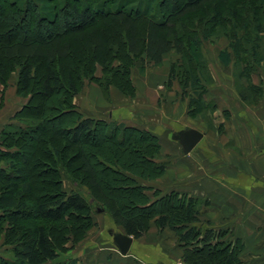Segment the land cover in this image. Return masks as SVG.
I'll use <instances>...</instances> for the list:
<instances>
[{"label":"trees","instance_id":"16d2710c","mask_svg":"<svg viewBox=\"0 0 264 264\" xmlns=\"http://www.w3.org/2000/svg\"><path fill=\"white\" fill-rule=\"evenodd\" d=\"M26 1L29 3L23 8L15 7V2L11 1L12 9L8 6L5 13L0 11L4 14L0 18V23L14 24L21 11H32L39 25L46 22L48 23L45 25L46 28L51 29L60 20L66 32L59 31L55 37L46 40L10 38L5 41L0 40V83L6 74L7 61L14 64L21 62L22 72L19 82L24 90L30 88L36 78L34 71L36 65L43 64L46 72L41 78L39 94L45 97H54L64 89L65 84L62 74L57 70V65L62 59L70 57L73 52L77 56L82 54L84 57L91 53L92 61L101 64L112 74L121 71L126 76L127 84L132 87L134 85H131L129 73L123 71L122 64L119 66L114 64L116 59L140 58L161 65L165 54L176 49L184 55L190 54L192 56L190 59L194 61L191 50L195 36L222 33L230 36L236 54L247 55L250 59L256 60L261 49V35H264V0H240L234 5L227 6L226 9L215 7L216 2L222 3L226 0H169L168 9L163 4L165 0H160L158 7L150 3L136 13L135 8L109 9V4L113 0H103L100 3L97 0H66L63 4L54 6L49 5L51 0H46L47 4L41 9L43 13H39L41 0H34V3L31 0ZM207 8L208 10L201 15L203 9ZM31 26L32 24H28L27 28ZM199 26L202 33L199 32ZM226 26L237 31L228 33V30L226 33L218 29ZM239 30L243 31V36L238 35ZM263 59L264 56L259 57L257 62ZM250 64H246L243 77L250 78V89L259 92L261 96L263 88L254 84L251 77L256 66ZM195 68L197 66L193 62V66L191 65L187 71L191 73V79L187 80V83L193 84L192 87L198 92V96L191 99V106L196 104L198 108H203L205 105L203 94L207 88L201 82ZM173 76L174 71L171 70L170 81ZM75 78V75H69L67 79L66 88L72 96L82 87ZM112 83L119 86L116 82ZM119 87L127 93L132 91H128L122 85ZM238 91L244 101H250L248 88H239ZM64 113L75 115L76 123L67 130L57 127L54 136L63 139L72 134L76 144H81L82 141L80 142L79 139L85 138L86 141L93 138L97 123L108 124L105 120L84 117L75 108L64 109L62 114ZM123 127L146 140H141L137 136L131 142L134 148L139 149L137 152L139 160L136 158L138 161L129 163L122 161L126 153L119 152L118 149L112 150L116 158L114 161L100 158L98 163H92L87 157H83L80 170L85 177L82 184L89 187L87 192L80 190L68 193L63 188L64 175L61 168L51 167L50 175L54 178L53 181L51 180L52 183L50 184L49 180L47 185L54 191L52 197L50 196L52 201L35 205L32 210L38 221L30 225H26L24 220L27 213L31 214L29 202L34 192V182L31 178L20 177L24 174V166L31 168L34 164L30 161L23 163L24 147L17 142L5 144L6 136H4L0 144V237L3 236L4 245L11 246L12 256H0V264H60L56 260L67 244L80 242L96 225L93 214L98 210L108 213L117 225L122 226L126 233L134 238H139L148 231L151 220L157 217L158 226L171 227L178 234L181 243L186 246L185 258L188 264L241 263L238 250L231 247L230 243L224 244L220 241L218 232L212 226H204L200 221L195 200L189 199L186 205L177 207L173 211L153 213L150 210L156 203L169 200L171 194L150 201L145 185L136 182L131 173L143 177L162 174L164 166L159 165L153 157V154L159 151V143L155 134L151 132L146 133L145 130L133 126L123 125ZM14 132L13 135H17L18 131ZM6 133L5 131L4 135ZM19 133L24 138L28 134L20 130ZM103 140L97 145L101 150L105 148ZM121 144L119 142L117 146L122 148ZM152 149L154 150L151 152ZM48 152L53 159L58 161L62 159L61 149L52 147ZM97 165L106 170L107 177L115 176L114 182L130 181L132 184L121 185L118 187L120 192L113 191V188H109L110 181L104 180L103 172L97 169ZM139 165L144 171L151 168L156 169L157 172L139 173L135 168ZM73 183L79 185L78 179L74 178ZM170 200L174 198L171 197ZM128 207L134 210L129 211Z\"/></svg>","mask_w":264,"mask_h":264},{"label":"rangeland","instance_id":"374dc122","mask_svg":"<svg viewBox=\"0 0 264 264\" xmlns=\"http://www.w3.org/2000/svg\"><path fill=\"white\" fill-rule=\"evenodd\" d=\"M14 1L15 7L23 8L27 2L26 0H0V11L7 10L8 6L12 9L11 5ZM34 3V0H31ZM66 0H54L50 2V6L63 4ZM103 0H97L101 2ZM169 0H165V8H169ZM240 0H226L225 2H216L215 7L226 9L227 6L234 5ZM158 1L153 0H113L109 5V9L114 10L119 7L132 10L134 12L143 9L150 3H153L155 7H158ZM47 4L46 0H41L39 13H43L41 10ZM13 6V7H14ZM163 6H161L162 8ZM209 7V6H208ZM207 9H203L202 13H205ZM0 13V18H2ZM4 15V14H3ZM28 24H32L27 28ZM48 23L43 22L42 25L38 24L37 17L32 11H21L19 13L17 22L7 25L6 23H0V40L6 39H25V40H46L51 37H55L59 31L62 33L65 31L64 24L58 20L57 24L51 29L46 28ZM202 26V25H201ZM199 26V32L201 30ZM49 29V30H48ZM220 32L234 33L237 30L232 28L219 27ZM216 29V30H218ZM202 33V32H200ZM227 33V32H226ZM239 36H243V31H238ZM262 41L260 42L259 57L264 56V35H261ZM77 44V43H76ZM79 44V43H78ZM192 54L194 61L190 59L189 55H184L176 49L171 50L165 54L161 65H155L150 61H144L140 58H134L128 60L116 59L115 65H123V71H126L130 75L131 85L127 84L126 76L120 71L118 74H112L101 66L99 63L92 61V55L89 53L85 57L81 54L77 56L76 53L65 59H62L58 65L57 70L62 74L63 82L65 84L64 89L60 90L54 97H45L40 95L41 90V78H43L46 69L43 64L36 65L34 70L36 78L28 89H23V85L19 82L20 73L22 72L21 62L11 63L6 62V74L4 75L0 83V144L4 136H6V142L8 145L17 142L21 147H24L25 154L22 157L23 163L31 162L33 167L24 166V174L20 177L23 179L31 178L34 182V192L30 196L29 205L31 206V214H26V225L36 223L38 221L34 212V207L37 204L49 203L52 201L53 190L47 185L48 181L54 177L50 175L51 167H59L64 175L63 188L68 192L73 191H89V187L82 184L84 181L83 171L80 170L83 163V157H87L90 162L98 163L101 159L113 160L116 159L115 153L112 151L119 150V152H125V157L122 161L126 163L132 161H138V150L132 145V140L135 137H139L141 140H145L139 134L132 133L130 130H125L126 126L138 127L145 130V132H151L155 134L159 143V151L153 154V157L159 165L164 166V170L161 175H155V177H143L139 174H134L136 182L144 184L150 201L159 199L161 196L171 194L169 200H163L156 203L151 207V211L154 213H161L162 211H173L177 207L184 206L188 203L189 199L196 201V208L200 221L204 226H212L218 232V239L224 244H231V247L238 250V255L242 252L244 244L241 239H236L234 229L239 227V219L237 216H232L231 222L233 228L231 231L226 229H220L212 225L211 220L207 218V205L209 203L206 196L205 187H196L193 185V181L201 178L200 175L206 174V168L208 164L207 154L211 150H207L206 143L199 149V146L193 150V153L185 156L182 152L181 145L171 138V135L175 130L182 127H196L201 131L216 137L215 143H210L215 153L223 156L225 154L234 155V151L238 153L244 145H247V141H251L254 138L253 131H257L258 135L262 137V145L264 146V101L263 104H259L262 97H264V85H260L263 88V94L260 96L259 92L250 89V78L248 76L243 77V72L247 63L256 66V70L251 76L252 79L261 80L264 84V59L257 62V58L250 59L247 55L239 56L234 52L232 46V39L227 34H203L198 37L195 36L192 44ZM76 55V56H75ZM127 60V61H126ZM193 62L197 66L195 68L198 72L201 82L206 86L207 91L203 94L204 107L198 108V105L191 106V99L198 96V92L192 87L193 84L187 83V80L191 79V73L187 72ZM130 64V66H128ZM174 71L173 79L170 81V72ZM187 72V73H186ZM166 73V87L162 90L160 98L161 104L165 105L163 113L160 114L159 108L150 107L146 104L140 105L142 96H137L136 85L142 87L143 85H150V80H153V84L163 85V74ZM75 75L77 83L82 84L80 91L72 96L68 93L66 88L68 84V76ZM116 82L119 86L125 87L131 93H127L122 90L118 85L112 83ZM152 84V85H153ZM78 85V86H79ZM115 88L118 96H113L111 89ZM239 88H248V95L250 101L246 103L239 94ZM141 90H144L141 89ZM97 91L96 96L95 93ZM173 92V94H170ZM69 94V95H68ZM182 100V104L177 102V99ZM165 99V100H163ZM254 101V102H253ZM165 102V103H164ZM253 102V103H252ZM252 103L251 105H249ZM162 104V105H163ZM176 106H179L176 109ZM125 107L131 111H134V116L137 117L133 122H118L110 120L107 116L109 108ZM77 109L82 113L84 117H91L97 120H105L104 122L97 123L94 136L90 140L79 139L81 144H76L72 134L67 135L63 139H58L54 136V130L57 127L64 129H71L75 121V115L70 113L62 114L64 109ZM143 111H147V114H143ZM90 114V115H89ZM145 116H143V115ZM16 115L18 118H16ZM94 115V116H91ZM107 116V117H105ZM143 116V119L140 117ZM249 118L247 121L246 118ZM145 118V119H144ZM139 119V120H138ZM263 119V120H262ZM142 120H150L152 123L150 128H144L146 125L141 123ZM164 122L165 127L160 126L159 123ZM121 124V125H120ZM20 131L27 132L26 137H21ZM7 132L4 135V132ZM16 132L17 135H13ZM241 131L247 132L248 136L244 137ZM13 136V137H12ZM209 137V138H210ZM104 139V140H103ZM247 139V140H246ZM105 141V148L101 150L97 145L100 141ZM146 141V140H145ZM122 143V148L118 147V143ZM130 145V146H129ZM61 149L62 159L55 160L48 153L50 149ZM210 147V146H209ZM215 147V148H214ZM113 148V149H111ZM139 148V147H138ZM132 149V150H130ZM154 149L151 150V152ZM54 152V151H53ZM97 154H94V153ZM141 152V150H140ZM117 154V153H116ZM99 155V156H98ZM238 156V155H237ZM213 158V153L211 154ZM101 158V159H100ZM136 158L138 160H136ZM215 160H219L214 157ZM147 160L146 158H144ZM226 160V159H224ZM9 162V160H7ZM223 160L217 161L222 162ZM7 162V163H8ZM192 165L201 168V172L198 170H192ZM65 170H64V169ZM136 170L139 173L150 174L157 172L156 169H142V167L136 166ZM48 169V170H47ZM97 169L103 172L104 180H109V188L113 191H119L118 187L131 185L127 183L114 182L115 176H106L107 172L101 166L97 165ZM198 171V172H197ZM146 173V174H147ZM199 173V174H198ZM50 176H49V175ZM206 176V175H205ZM51 178V179H50ZM77 178L79 185L73 183V179ZM53 181V180H52ZM50 182V184L52 183ZM53 186V185H51ZM112 186V187H111ZM55 187V186H54ZM199 190V196L197 190ZM195 190V191H194ZM121 191V190H120ZM119 191V192H120ZM113 193V192H112ZM51 196V197H50ZM174 200H170V198ZM252 204V203H251ZM250 204V205H251ZM129 211H133L132 207H128ZM251 215L247 217L246 229L250 233L254 232V227L250 226V220L254 221V209L249 210ZM107 214V213H106ZM104 212L100 210L94 212L93 217L96 225L93 226L87 233V237L78 243L69 242L65 250L61 251L59 258L56 262L60 264H85L86 254L89 252L88 241L99 238V231L105 227L109 228L105 222L106 216ZM151 225L157 224V217L152 219ZM241 225L242 224L241 221ZM102 226V227H101ZM235 227V228H234ZM150 228V227H149ZM170 229L179 242L178 247L183 250V264H188L185 258L186 246L181 243L178 234L171 228ZM104 229V228H103ZM161 229V228H160ZM163 229V228H162ZM109 234V233H108ZM89 237V239H88ZM88 240H87V239ZM11 255V254H10ZM12 256V255H11ZM240 264H243L242 262Z\"/></svg>","mask_w":264,"mask_h":264},{"label":"crops","instance_id":"0c3cea01","mask_svg":"<svg viewBox=\"0 0 264 264\" xmlns=\"http://www.w3.org/2000/svg\"><path fill=\"white\" fill-rule=\"evenodd\" d=\"M166 78V73H164L163 85L153 84L152 79L150 85H143L142 87L136 85L137 96H142L139 104H146L147 106L150 104V107L159 108L160 114L163 113L162 110H164L165 105L161 104L160 98H162V90L166 87L164 85ZM252 82L259 86L264 85L261 80L255 78L252 79ZM143 88L144 90H141ZM111 93L113 96H118L115 88L111 89ZM96 94L97 91L94 96ZM263 101L264 97L259 104H263ZM177 102L182 104L180 98L177 99ZM252 103L248 104L251 105ZM178 108L179 106H176V109ZM144 113L147 114V111H143ZM134 115V111L125 107H112L107 111L108 118L118 122H133L137 120ZM143 116L140 118L143 119ZM246 120L248 121L249 118L247 117ZM142 122L141 124L146 125L144 128H150L149 125L152 123L150 120H142ZM159 124L165 127L164 122ZM187 128L196 127H182L175 130L171 135V138L181 145L185 156L193 153V150L198 146L201 149L205 143L207 150H211L207 154L209 165L206 168V176L200 175L201 178L193 181V185L196 187L206 188V196L209 201L207 218L211 220L214 227L231 231L234 226L231 218L237 216L240 228L234 229V237L241 239L244 244V248L239 254L240 261L243 264H264V146L260 147L262 145L261 135H258L257 131H253L254 138L250 142L247 141V145L239 146L241 150L238 153L235 150L234 155L231 156L223 152V156H221L216 154L212 149L213 147L209 145L215 143L216 137L209 135V138L206 132L196 128L203 132L204 136L191 152L185 153L182 144L174 138V134ZM241 133L244 137L248 136L245 131H241ZM212 153L214 157L219 159L217 161H223L217 162L214 157H211ZM192 170L201 172V168L195 165H192ZM197 195L199 196V190H197ZM252 208L254 209V221L250 220L249 223L250 226L253 224L254 232L250 233L246 229V223L248 222L247 217L249 214L251 215L249 210ZM104 214L106 216L105 222L109 228L103 227L104 229L99 231L100 241L97 237L91 240L88 237L90 241L87 244L91 246L88 247L89 252L85 257L88 262L85 264H183V250L178 247L179 242L173 235L174 233L168 228L160 229L156 225H151L148 231L139 238L132 236L133 243L128 253L123 254L114 240V235L118 232L127 233L122 226L113 221L108 213L104 212ZM241 221L242 224L245 223L244 228ZM10 249L11 246L3 244V236H1L0 256L11 257Z\"/></svg>","mask_w":264,"mask_h":264},{"label":"water","instance_id":"95a60500","mask_svg":"<svg viewBox=\"0 0 264 264\" xmlns=\"http://www.w3.org/2000/svg\"><path fill=\"white\" fill-rule=\"evenodd\" d=\"M203 136L204 133L196 128L182 129L174 134V138L182 144L185 153L191 152ZM114 240L123 254L128 253L133 243L132 236L121 232L114 235Z\"/></svg>","mask_w":264,"mask_h":264}]
</instances>
